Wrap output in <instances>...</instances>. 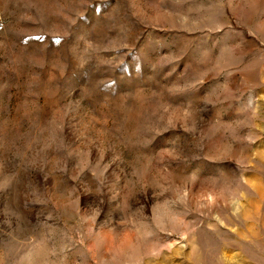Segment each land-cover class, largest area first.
<instances>
[{"label":"rangeland","instance_id":"rangeland-1","mask_svg":"<svg viewBox=\"0 0 264 264\" xmlns=\"http://www.w3.org/2000/svg\"><path fill=\"white\" fill-rule=\"evenodd\" d=\"M0 264H264V0H0Z\"/></svg>","mask_w":264,"mask_h":264}]
</instances>
